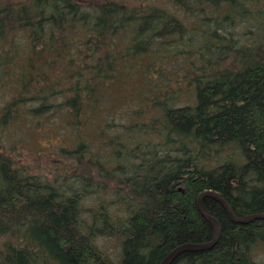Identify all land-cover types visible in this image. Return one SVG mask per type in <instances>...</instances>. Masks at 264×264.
<instances>
[{
	"label": "trees",
	"instance_id": "trees-1",
	"mask_svg": "<svg viewBox=\"0 0 264 264\" xmlns=\"http://www.w3.org/2000/svg\"><path fill=\"white\" fill-rule=\"evenodd\" d=\"M245 2L0 0V133L45 125L73 168L47 180L0 153V264H160L212 240L205 192L264 213V23ZM203 206L217 244L172 264H258L264 220Z\"/></svg>",
	"mask_w": 264,
	"mask_h": 264
},
{
	"label": "rangeland",
	"instance_id": "rangeland-1",
	"mask_svg": "<svg viewBox=\"0 0 264 264\" xmlns=\"http://www.w3.org/2000/svg\"><path fill=\"white\" fill-rule=\"evenodd\" d=\"M245 4L253 11L251 22H255L259 25L263 24L264 17L258 13L260 12L258 9L264 7V0H258L256 3H254L253 0H246ZM236 30L240 35L239 40H241V43H243L245 39L242 38L241 35L246 30V27L244 24L238 25ZM5 95L6 94L0 93V112L3 108ZM36 131V133L34 132L32 134L29 132V130H24L23 133H18V136L21 134L23 135L20 141L17 140L18 138H15V136L13 138L11 135H9V132H1L0 142H2L6 148L5 151L0 150L2 156H7L11 160L16 161L17 164L23 166L28 171V173L46 177L47 180H52L61 172L69 174L73 168L69 167L70 165H68V161H66V159L59 158L56 155L57 147L61 144V140L57 137V134H54V132L50 130H45V125L41 126V128ZM13 145L15 146L13 152H9L8 150L10 149V146L13 147ZM94 203V199L86 198L84 200V208L89 209L90 207L94 206ZM101 246L113 257L116 256L119 250L118 243L114 239H103L101 241ZM252 256L258 264H264V243H258L255 245L252 250Z\"/></svg>",
	"mask_w": 264,
	"mask_h": 264
},
{
	"label": "water",
	"instance_id": "water-1",
	"mask_svg": "<svg viewBox=\"0 0 264 264\" xmlns=\"http://www.w3.org/2000/svg\"><path fill=\"white\" fill-rule=\"evenodd\" d=\"M205 197H210L215 199L219 205L223 208L229 219L234 223L238 225H247L249 223H252L254 221L264 220V213H258L249 215L246 217H237L234 215L233 211L229 208L226 201L217 193L215 192H205L202 193L198 198L196 202L197 211L201 215L202 218H204L206 221L209 222V224L212 227L213 230V238L211 241L207 243L202 244H184L176 247L173 249L160 264H172L180 255L185 253H198V252H204L211 250L218 242L219 236H220V226L218 221L209 215L206 211V209L203 206V199Z\"/></svg>",
	"mask_w": 264,
	"mask_h": 264
}]
</instances>
